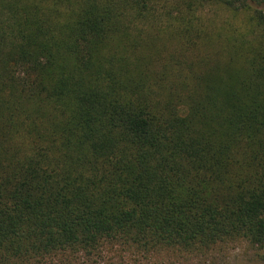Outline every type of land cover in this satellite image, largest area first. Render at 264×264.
<instances>
[{
	"label": "trees",
	"instance_id": "trees-1",
	"mask_svg": "<svg viewBox=\"0 0 264 264\" xmlns=\"http://www.w3.org/2000/svg\"><path fill=\"white\" fill-rule=\"evenodd\" d=\"M239 244L264 260V0H0V264Z\"/></svg>",
	"mask_w": 264,
	"mask_h": 264
},
{
	"label": "rangeland",
	"instance_id": "rangeland-1",
	"mask_svg": "<svg viewBox=\"0 0 264 264\" xmlns=\"http://www.w3.org/2000/svg\"><path fill=\"white\" fill-rule=\"evenodd\" d=\"M223 11H220L217 14L218 21H223L228 19V14H221ZM230 16V15H229ZM113 254H109L108 251L105 252V257H111ZM112 258V257H111ZM104 261L100 259L94 260H86L82 257H77L76 260L73 262L65 263L55 261L53 264H104ZM214 262V263H213ZM180 264H264L263 259H259L255 253L249 251L245 245H233L227 250L219 252L216 255L214 260H196L193 259L192 261Z\"/></svg>",
	"mask_w": 264,
	"mask_h": 264
}]
</instances>
